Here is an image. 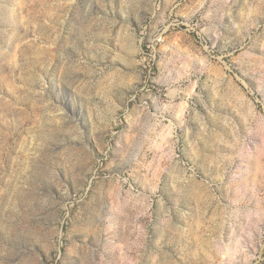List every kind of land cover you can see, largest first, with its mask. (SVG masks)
Segmentation results:
<instances>
[{
	"label": "rangeland",
	"instance_id": "obj_1",
	"mask_svg": "<svg viewBox=\"0 0 264 264\" xmlns=\"http://www.w3.org/2000/svg\"><path fill=\"white\" fill-rule=\"evenodd\" d=\"M0 264H264V0H0Z\"/></svg>",
	"mask_w": 264,
	"mask_h": 264
}]
</instances>
